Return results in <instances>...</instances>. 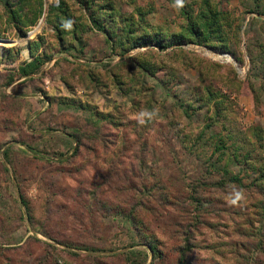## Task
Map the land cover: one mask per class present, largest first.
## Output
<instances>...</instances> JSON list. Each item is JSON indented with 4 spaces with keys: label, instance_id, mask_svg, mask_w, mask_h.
Segmentation results:
<instances>
[{
    "label": "rangeland",
    "instance_id": "obj_1",
    "mask_svg": "<svg viewBox=\"0 0 264 264\" xmlns=\"http://www.w3.org/2000/svg\"><path fill=\"white\" fill-rule=\"evenodd\" d=\"M210 1L228 52L132 49L139 13L184 34L176 0H43L33 26V0H0V264H264V0Z\"/></svg>",
    "mask_w": 264,
    "mask_h": 264
},
{
    "label": "trees",
    "instance_id": "obj_2",
    "mask_svg": "<svg viewBox=\"0 0 264 264\" xmlns=\"http://www.w3.org/2000/svg\"><path fill=\"white\" fill-rule=\"evenodd\" d=\"M26 1L28 0H21V5H23ZM33 2H34L33 5H37V12L34 15V17L33 18L24 17V13L23 14L21 13L20 15L21 22H24L26 25L28 24L29 26H33L37 22L39 17L42 15L43 6H44L43 0H33ZM193 5H197L199 9L197 13L194 12V10L191 9V7H189L188 10L186 9L187 8L186 6L181 7L182 15L185 17V20L187 21V24L183 29L184 34L170 36V40H168L167 44H163L165 43L164 41H166V38H164L163 35L160 34L152 35L150 34V31H148L143 27L142 17L145 15L144 13L137 14V17H140V19L137 20L135 24L133 22L134 16H132V19H128L130 22L127 19H125V26L122 28V32L125 33L124 35L125 41L127 43H131V41L133 42L132 49L139 46L140 47L147 46L152 43H153L152 45L158 47L159 50H163L167 46H172V45L180 46L183 44H196V45L209 47L218 52H228L229 49L227 47V40L224 31H226L225 30L226 28H230L231 23L227 19V15H228L227 12L226 11L219 12L217 8L211 4L210 0H199V1L193 0ZM84 7H85V12L89 11V8H91L90 4L89 3L87 4V2L84 3ZM49 11L53 13L57 12L59 14H63L64 20L66 22L70 21L69 18L67 17V14L64 12V10H62L60 6L54 7L53 5H51L49 7ZM253 13H256L258 16H264V12L262 11L256 10V12ZM8 14L11 16V20L17 23V30L23 35L22 32L23 30H21L22 27L20 26L21 22L19 20V16L17 15V10L11 8ZM54 15H58V14H54ZM110 16L111 15L108 14V19L110 18ZM89 17H90L89 22L91 23V25L93 27L94 26L97 27L99 31H103L107 35L108 30L104 28L102 23V19L104 18H102L101 16L98 17L101 20L100 23L98 18H96L97 16L95 14H90ZM57 20L59 23L58 26H63L61 19L57 18ZM132 23L137 27L139 31L143 32L141 36H138V38L135 39L132 38L133 36L130 30V26ZM108 35H110V38L111 36L113 37V34L111 32L110 33L108 32ZM59 38L61 39L62 37L59 36ZM117 43L119 45V42ZM116 46L117 45H114V47ZM129 48L131 49V47ZM129 48H126V50L124 49L122 55L129 52L130 51ZM3 56L4 55L0 53V59ZM40 65H41V61L38 58H34L30 62L23 63L18 68L19 77L27 78L36 74L40 69ZM12 81H13L12 78L9 79L6 85L7 86L10 85ZM75 142L77 144L79 143L78 137H76ZM221 147L223 149V146ZM78 151L79 149L76 148L74 149V153L77 154ZM3 154L6 155L5 152H3ZM256 169H258V167H256ZM224 175L227 176V181H226L227 183L229 184L236 183L238 185H242L241 179L229 175L227 171H224ZM259 176L261 179L264 178V170L262 169L259 170ZM261 187L264 192V187L263 186Z\"/></svg>",
    "mask_w": 264,
    "mask_h": 264
},
{
    "label": "clouds",
    "instance_id": "obj_3",
    "mask_svg": "<svg viewBox=\"0 0 264 264\" xmlns=\"http://www.w3.org/2000/svg\"><path fill=\"white\" fill-rule=\"evenodd\" d=\"M176 5L182 7L183 6V0H176ZM141 115L142 116L143 115H147L151 119L153 116L156 115V112H155V110H153L151 113H147L146 112V113H142ZM140 123H144L143 119L140 120ZM243 198H244V196H243L242 190L241 191H237L235 193V198L232 199L230 201V203L233 204V205H236V204H238V202H240L241 200H243Z\"/></svg>",
    "mask_w": 264,
    "mask_h": 264
},
{
    "label": "crops",
    "instance_id": "obj_4",
    "mask_svg": "<svg viewBox=\"0 0 264 264\" xmlns=\"http://www.w3.org/2000/svg\"><path fill=\"white\" fill-rule=\"evenodd\" d=\"M67 142H65V144H67L68 142H72L71 140H69V139H67L66 140ZM75 146H76V144L75 143H70V145H69V147H66L65 148V150H68V155H70L71 154V152L72 151H74V148H75ZM63 147H59V149L61 150ZM65 150H64V152H65ZM52 159V161H55V159H53V158H51ZM61 160V159H60ZM58 161V160H57Z\"/></svg>",
    "mask_w": 264,
    "mask_h": 264
},
{
    "label": "built area",
    "instance_id": "obj_5",
    "mask_svg": "<svg viewBox=\"0 0 264 264\" xmlns=\"http://www.w3.org/2000/svg\"><path fill=\"white\" fill-rule=\"evenodd\" d=\"M222 57L220 58V59H222V58H226L227 59V56L226 55H221Z\"/></svg>",
    "mask_w": 264,
    "mask_h": 264
},
{
    "label": "water",
    "instance_id": "obj_6",
    "mask_svg": "<svg viewBox=\"0 0 264 264\" xmlns=\"http://www.w3.org/2000/svg\"><path fill=\"white\" fill-rule=\"evenodd\" d=\"M0 42L5 43V42H3V41H0Z\"/></svg>",
    "mask_w": 264,
    "mask_h": 264
}]
</instances>
